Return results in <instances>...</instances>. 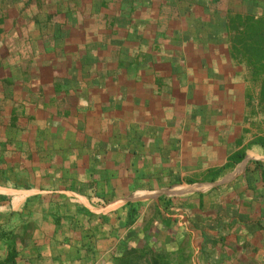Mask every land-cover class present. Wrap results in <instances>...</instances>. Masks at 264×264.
Here are the masks:
<instances>
[{"label": "crops", "instance_id": "obj_1", "mask_svg": "<svg viewBox=\"0 0 264 264\" xmlns=\"http://www.w3.org/2000/svg\"><path fill=\"white\" fill-rule=\"evenodd\" d=\"M7 1L14 23L38 13L37 0ZM48 2L83 8L81 15L73 13L76 24L97 19L103 32L105 14L118 23V9L133 10L127 11L133 35L107 32L104 39L81 40L79 50L103 40L110 44L108 54L101 52L107 60L119 46L132 57L149 51L164 57L150 40L157 31L179 40L166 22L184 28L181 20L188 13L187 4L172 0H40L39 5ZM28 8L29 15L18 16L16 9ZM110 61L85 67L87 76L74 75L59 91L51 75L37 84L42 93L32 81L0 82V169L20 170L0 180V262H6L12 243L14 264H85L84 245L93 251L91 264H113L129 233H142L150 222L160 227L169 222L171 233L189 239L190 249L194 234L199 238L194 252L199 264H264V149L248 145V131L225 118L228 102L209 104L205 115L199 114L203 96L193 97L187 82L182 86L173 76L158 91L154 73L136 80L121 72L108 75L117 69L116 59ZM100 70L99 82L90 79ZM205 75L216 77L212 70ZM236 101L240 108L239 95ZM241 149L242 159L210 175ZM131 208L137 211L127 225ZM176 215L186 218L183 225ZM80 225L91 227L97 240H85Z\"/></svg>", "mask_w": 264, "mask_h": 264}, {"label": "rangeland", "instance_id": "obj_2", "mask_svg": "<svg viewBox=\"0 0 264 264\" xmlns=\"http://www.w3.org/2000/svg\"><path fill=\"white\" fill-rule=\"evenodd\" d=\"M172 1H183L187 4L186 9L189 12L196 10L199 17L196 16L193 19L191 17L190 23L184 25V28H181L177 23L166 22L167 28L171 29L170 31L174 29L173 34L180 39L181 46L180 53H175L177 61L173 64V68L159 65L160 69L157 72L159 77L168 81L180 79L182 86L184 82H187L186 86L192 87L193 97L201 94L203 98L200 99L202 108H199V114L203 112L205 115V108L209 104L219 103L223 105V102H228V105L224 107L225 118H232L239 125V128L248 131L246 136L248 145L255 144L260 147L254 141L258 137H264V106L260 97L264 73L251 67L239 54L237 57L235 56L236 59L232 57L229 53V41L232 33H230L228 26L230 19H236L235 23L238 24L239 19L234 18L238 16L242 20L245 17L264 18V0ZM29 11V8L22 10L18 16L23 18L27 14L29 15ZM178 11L180 10L173 7L172 12L178 13ZM12 13L13 11L6 10V14ZM0 14L2 16L3 12H0ZM13 19L11 18V20ZM82 20L83 18L80 21ZM9 24L5 25L3 33L0 34V66H22L24 61L29 59H32V63L35 65H44V59L47 61L52 59L51 54L45 56L46 58L44 56L34 57L27 42L25 26L14 22L11 24L10 21ZM212 29L218 31V36L211 35ZM208 32L209 35H207ZM104 33L100 20H87L84 24L79 23L74 28L64 32L66 36L64 48L74 51L75 49L79 50L78 46L81 45V40L87 42L90 37L97 38V40L99 38L104 39ZM128 38L132 40V38ZM146 50L147 48H144L147 53L148 50ZM65 59H71V56L65 55ZM179 66L181 68H178ZM43 70L45 69H41V71ZM207 70L215 72L216 77L208 78L205 75ZM178 71H181L182 76L176 78V72ZM154 76L156 75L154 74ZM173 76L175 78L172 79ZM41 77L46 78V70L42 72ZM180 91L184 93L185 89L182 88ZM238 95L242 100L240 108L236 101ZM235 103L238 107L233 109ZM181 214L183 213L181 212ZM185 220L186 218L183 216L176 215L175 217L176 223L182 225ZM157 227L153 232L157 234L158 238L159 235H165L163 238H168V240L164 241V248L160 246V239L151 240L149 245L145 243L150 247L145 255L148 260L145 264H199L195 259L196 253L194 254L199 244V238L195 234L190 243L193 249H190L188 246L189 239L185 235L174 234L169 237L166 232H161V229L159 230ZM130 235H132V245H144L142 233L136 231ZM158 253H162V257L157 256L154 258L155 262H153L151 256Z\"/></svg>", "mask_w": 264, "mask_h": 264}, {"label": "trees", "instance_id": "obj_3", "mask_svg": "<svg viewBox=\"0 0 264 264\" xmlns=\"http://www.w3.org/2000/svg\"><path fill=\"white\" fill-rule=\"evenodd\" d=\"M40 0H37V14H32L31 16L26 17V20L23 18V23H19L20 25L25 26L27 31V42L32 51L34 57L37 56H44L52 54V59L47 61L44 59V65L33 64V60L29 59L24 61L22 66H0V82L4 85L11 86V85H18L19 83H23L26 81H32L33 86H36L40 79L44 81L47 80L48 75H51L53 86L55 90L59 91L60 88L64 87V82L72 81L74 75L80 73V78L82 79L81 75H88V71L84 73V68L92 66L95 64L97 67H103L106 65H111L116 59V67L114 70L108 73V75H113L116 72H121V74L126 75L131 80L142 79L145 75H152L153 73L156 75L154 79L156 81L161 82V87L158 88V91H164L163 89V80L162 77H159L157 73L160 69L159 65L170 66L172 62L176 58L174 53H180V46L181 41L180 39L177 41L172 42L170 36L165 34V32L157 31L156 35L153 36V39L150 40V44L152 46V50H159L163 53L164 57H160L157 55H151V53L139 55L138 57L130 56L128 52L124 50V48L117 49L115 52L117 53L116 57L113 59L107 60L106 56L101 54L102 51L105 53H109L108 51L111 49V45L108 44L106 41L103 40L102 43H96L93 48H85L79 50L78 53L70 54L64 48V44L66 42V36L64 34L65 31L70 30L71 28L75 27L77 24V19L74 15L76 13H80L84 11L83 8H74L70 9L67 7L59 8L55 7L56 3L48 2L40 4ZM12 4V3H11ZM63 4V3H62ZM67 4V3H66ZM103 4V3H101ZM105 1L104 4L105 5ZM102 5V6H103ZM8 6L7 0H0V12H3V15L0 14V34L3 33L2 31L5 29V21L8 20L13 23L10 16L6 14V10ZM23 9H16L17 14L22 12ZM125 11V12H124ZM127 11L132 13L133 10H125V9H118L115 15L118 23L113 19L114 15L107 13L105 17H107V21H105L107 32H116L118 34L129 32L133 35L135 25L128 26L127 24L130 23V17L127 15ZM184 15V18L181 20V24L186 25L188 21L193 19V17H199L196 14V10L187 11ZM73 13H75L73 15ZM123 13V14H122ZM126 13V15H124ZM198 13V12H197ZM239 19L238 24L235 23L236 19L229 20L228 29L230 31V46H229V53L232 55L233 58L236 59L238 54L248 63L251 67L257 69V71H263L264 73V18H253V17H245L243 20L238 16L234 17ZM180 20V19H179ZM17 21V20H16ZM191 21V20H190ZM190 23V22H189ZM194 25V23H193ZM195 27V26H194ZM127 29V30H125ZM211 32L212 36H218V31L216 29H212ZM107 32L104 33L106 36ZM8 33V32H7ZM234 33V34H233ZM210 33L208 32L207 35ZM138 37L141 36V32L136 34ZM92 50V52H88ZM107 50V51H106ZM65 55H70L71 59H65ZM172 55V56H171ZM236 56V57H235ZM32 57V56H31ZM46 58V57H45ZM57 58V59H55ZM118 65V66H117ZM42 66V68H41ZM41 69L46 70V78L44 79L41 77L42 72ZM104 72L96 71L94 76H91L90 79H95V81L99 82L104 74ZM258 73V72H257ZM95 77V78H94ZM127 78V79H128ZM85 80V79H84ZM163 83V84H162ZM36 84V85H35ZM40 87L39 91L42 93L44 90L42 89V85H37ZM58 88V89H57ZM70 88L65 89L66 93H69ZM53 93H49L48 96H52ZM18 97V96H17ZM261 100L264 106V77L261 84ZM255 143L259 144L264 149V137H258L254 141ZM239 143V142H238ZM244 151L238 150L229 156V160L227 163L217 169L211 170V176H215L222 172V170L230 165L232 162L239 161L244 156ZM19 175L20 170L8 171L6 169H0V180L7 179L9 175ZM19 183V182H18ZM137 209L131 208L128 212L127 216V225L130 223L135 214ZM162 227L158 225H153L152 222L145 225L142 229V238L144 245H136L130 246L129 242L131 241V233L128 234V244H122L121 250L118 251V255L113 259V264H145L148 261L145 257L148 248H150L149 242L151 240H161L160 246L163 247V243L165 240L163 236L159 235V238L156 233L153 232L155 227H157L161 232H166L168 236L172 237L175 233H171L173 229L169 226V222H165ZM81 234L87 239H91V237H95L97 240V233L92 231L91 227H85L84 225H80ZM136 232V231H134ZM111 234L115 235L114 229L111 230ZM165 234V233H163ZM163 238V240H162ZM149 240V241H148ZM147 243L148 245H145ZM11 247H9V255L6 259V262H0V264H14L15 261V254L16 250L14 248V244L9 243ZM83 245V244H82ZM82 247V246H81ZM83 251H85L88 256V262L85 264H91L93 261V251L91 248L87 246H83ZM160 247V248H161ZM164 248V247H163ZM162 254V253H161ZM160 253L152 255V261L155 262L157 256L162 257Z\"/></svg>", "mask_w": 264, "mask_h": 264}, {"label": "built area", "instance_id": "obj_4", "mask_svg": "<svg viewBox=\"0 0 264 264\" xmlns=\"http://www.w3.org/2000/svg\"><path fill=\"white\" fill-rule=\"evenodd\" d=\"M99 202H100V203H103V201H102V200H100ZM180 217H181V216H180Z\"/></svg>", "mask_w": 264, "mask_h": 264}]
</instances>
